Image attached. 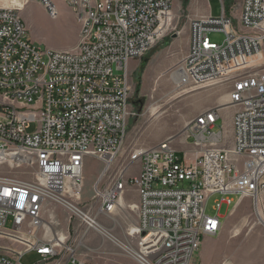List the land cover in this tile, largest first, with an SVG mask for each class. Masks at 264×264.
<instances>
[{
    "label": "built area",
    "instance_id": "2783aa9c",
    "mask_svg": "<svg viewBox=\"0 0 264 264\" xmlns=\"http://www.w3.org/2000/svg\"><path fill=\"white\" fill-rule=\"evenodd\" d=\"M31 1L56 16L50 0ZM65 2L79 23L70 51L42 50L19 8L0 6V264H20L31 251L86 264L77 243L89 231L137 264H191L201 239L219 233L223 204L250 198L257 209L264 194V0H240L238 28L222 1L218 16L190 20L177 84L226 86V100L187 121L177 140L151 146L127 142L128 68L166 34L172 0ZM175 140L191 148L180 155ZM88 157L102 163L89 204L81 202ZM130 187L136 220L119 241L99 220H113ZM210 195L214 215L205 213Z\"/></svg>",
    "mask_w": 264,
    "mask_h": 264
},
{
    "label": "rangeland",
    "instance_id": "374dc122",
    "mask_svg": "<svg viewBox=\"0 0 264 264\" xmlns=\"http://www.w3.org/2000/svg\"><path fill=\"white\" fill-rule=\"evenodd\" d=\"M206 1L213 17L221 13L222 1L226 14L231 17L236 28L239 27L240 0ZM50 2L56 10L54 17L49 16L40 3L31 0H0V6L19 8V15L25 23L29 38L42 50L70 51L77 42L79 23L65 0ZM171 11L173 17L166 34L145 55L129 62L131 114L127 122L128 143L151 146L170 136L176 137L177 140L187 121L202 110L226 99L228 91L226 86L182 94V91L190 88L178 87L169 80L168 74L173 71L180 55L187 49L190 20L206 14L202 0H179L178 8L176 10L171 8ZM208 37L217 44H221L224 39L222 33H210ZM262 66L264 67V63ZM152 108H155V112L151 111ZM223 114L228 123L231 110L224 109ZM34 128L35 125L32 124L30 131ZM176 140L175 147L178 149L181 144ZM101 167L102 163L93 158L88 157L84 160L81 202L87 204L91 202L92 184ZM129 189L123 210L118 211L113 220L104 218L99 220L100 225L119 241L126 240L127 230L133 227L136 220L135 210L126 207L137 200L134 189L132 187ZM217 198V195L209 196L205 207L206 214L216 213L213 206ZM232 199L236 201L237 196L233 195ZM218 214L222 216V226L219 233L213 237V242L220 246L223 262L233 259L234 254L244 249V246L247 248L255 246L258 239L264 238V194L257 209L250 198H243L233 207L223 204ZM59 219L64 225L68 224L70 232L72 227L76 228L75 221H67L63 217ZM78 239L79 237H74L75 242ZM77 254L86 264H137L107 236L96 231H89L79 239ZM236 255L239 257V253ZM20 264L53 262L41 261V258L31 251L23 255Z\"/></svg>",
    "mask_w": 264,
    "mask_h": 264
},
{
    "label": "crops",
    "instance_id": "0c3cea01",
    "mask_svg": "<svg viewBox=\"0 0 264 264\" xmlns=\"http://www.w3.org/2000/svg\"><path fill=\"white\" fill-rule=\"evenodd\" d=\"M204 10L206 14L211 15V11L206 0H202ZM179 6V0H172L171 8L176 10ZM226 100V99H225ZM220 101L222 103L225 102ZM191 147L179 146L178 150L180 155L183 149H190ZM131 204V203H130ZM134 204V203H133ZM121 206L125 207V201L123 200ZM220 246L213 242V237L205 236L201 239L200 247L194 254L191 264H264V238L258 239L255 246L249 248L244 246V249L237 251L234 254V258L226 262L222 261L220 253ZM256 251V253H255ZM239 253V257L236 255Z\"/></svg>",
    "mask_w": 264,
    "mask_h": 264
},
{
    "label": "bare ground",
    "instance_id": "6f19581e",
    "mask_svg": "<svg viewBox=\"0 0 264 264\" xmlns=\"http://www.w3.org/2000/svg\"><path fill=\"white\" fill-rule=\"evenodd\" d=\"M55 9V8H54ZM259 56H261V55H259ZM258 61V59H256V58H252L251 59V61ZM168 76H169V80H171L174 84H176L178 87H179V85L177 84L178 83V81L176 80V78H175V74L173 73V71L172 72H170L169 74H168ZM190 88V87H189ZM194 89H192V88H190V89H186V90H184V91H182V94H184V93H187V92H189V91H193ZM219 103H222V102H219ZM151 111L153 112H155V108H152L151 109ZM261 196L263 197V195H260L259 196V201L261 202ZM122 201L123 200H121L120 202H119V209H121V210H123V207L121 206V203H122ZM131 204H133V203H131ZM131 204H129L130 205V207H127V208H130V210H133V206L131 205Z\"/></svg>",
    "mask_w": 264,
    "mask_h": 264
}]
</instances>
